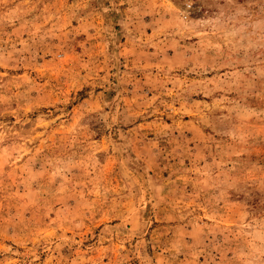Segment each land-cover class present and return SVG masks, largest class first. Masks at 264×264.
Masks as SVG:
<instances>
[{
  "label": "rangeland",
  "instance_id": "374dc122",
  "mask_svg": "<svg viewBox=\"0 0 264 264\" xmlns=\"http://www.w3.org/2000/svg\"><path fill=\"white\" fill-rule=\"evenodd\" d=\"M0 264H264V0H0Z\"/></svg>",
  "mask_w": 264,
  "mask_h": 264
}]
</instances>
